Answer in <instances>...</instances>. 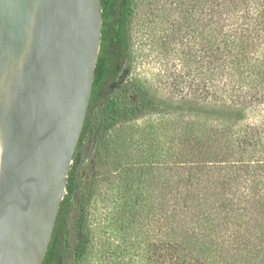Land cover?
Returning a JSON list of instances; mask_svg holds the SVG:
<instances>
[{
	"label": "trees",
	"instance_id": "1",
	"mask_svg": "<svg viewBox=\"0 0 264 264\" xmlns=\"http://www.w3.org/2000/svg\"><path fill=\"white\" fill-rule=\"evenodd\" d=\"M211 2L207 78L226 86L210 107L173 104L130 79L135 1L102 0L90 102L41 264L87 254L102 168L117 180L122 230L150 238L148 263L264 264V122L243 125L264 103V0ZM151 114L165 116L160 126L134 123Z\"/></svg>",
	"mask_w": 264,
	"mask_h": 264
},
{
	"label": "water",
	"instance_id": "2",
	"mask_svg": "<svg viewBox=\"0 0 264 264\" xmlns=\"http://www.w3.org/2000/svg\"><path fill=\"white\" fill-rule=\"evenodd\" d=\"M102 0H0V264H41L85 122Z\"/></svg>",
	"mask_w": 264,
	"mask_h": 264
},
{
	"label": "rangeland",
	"instance_id": "3",
	"mask_svg": "<svg viewBox=\"0 0 264 264\" xmlns=\"http://www.w3.org/2000/svg\"><path fill=\"white\" fill-rule=\"evenodd\" d=\"M134 1L129 78L173 104L185 100L211 107L223 100L220 89H225L226 79L207 78L208 65L204 58L208 51L207 23L213 16L209 10L212 0ZM185 115L173 112L172 116ZM263 116L264 103L258 102L247 110L243 125L264 122ZM164 118L162 114H151L134 123L156 127ZM106 170L99 171L88 205L91 241L87 254L78 264H150L145 249L150 238H137L135 231L122 230L117 214L120 207L117 180Z\"/></svg>",
	"mask_w": 264,
	"mask_h": 264
}]
</instances>
